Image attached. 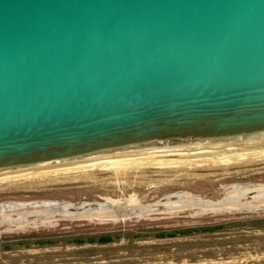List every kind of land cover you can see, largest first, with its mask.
<instances>
[{
    "label": "water",
    "instance_id": "obj_1",
    "mask_svg": "<svg viewBox=\"0 0 264 264\" xmlns=\"http://www.w3.org/2000/svg\"><path fill=\"white\" fill-rule=\"evenodd\" d=\"M256 171L264 0H0V184Z\"/></svg>",
    "mask_w": 264,
    "mask_h": 264
},
{
    "label": "rangeland",
    "instance_id": "obj_2",
    "mask_svg": "<svg viewBox=\"0 0 264 264\" xmlns=\"http://www.w3.org/2000/svg\"><path fill=\"white\" fill-rule=\"evenodd\" d=\"M263 184L264 171L125 189L0 184V205L18 204L0 212V264H264V225L246 220L264 216ZM52 200L63 208L43 203ZM205 224L221 226L153 234ZM103 233L113 239L67 241Z\"/></svg>",
    "mask_w": 264,
    "mask_h": 264
},
{
    "label": "trees",
    "instance_id": "obj_3",
    "mask_svg": "<svg viewBox=\"0 0 264 264\" xmlns=\"http://www.w3.org/2000/svg\"><path fill=\"white\" fill-rule=\"evenodd\" d=\"M246 220L248 221L249 224L253 225V224H261L264 225V216H253V217H249L246 218ZM221 226V224H212V225H191L189 227H178V228H174L173 230L170 231H163L161 229H158L157 231H154L153 234L155 236H164V235H168V236H173L176 233H188L190 231H204V230H210L213 228H217ZM132 235H136L135 233H130ZM27 237L28 236H23L19 239L20 242H25L27 244ZM36 242H38L39 244H46L48 242L53 241L52 238L50 237H45L44 235H36ZM111 239H113L112 235L109 234H98L97 236H71V237H67V241H71L73 243L76 244H80L83 242H107L110 241Z\"/></svg>",
    "mask_w": 264,
    "mask_h": 264
},
{
    "label": "bare ground",
    "instance_id": "obj_4",
    "mask_svg": "<svg viewBox=\"0 0 264 264\" xmlns=\"http://www.w3.org/2000/svg\"><path fill=\"white\" fill-rule=\"evenodd\" d=\"M257 192H264V184L263 185H260V187L257 189ZM187 202L189 203V204H198V205H200V206H205V205H212L213 206V204L212 203H210V202H206V201H202V200H200V199H197V200H193L192 198H187ZM210 203V204H209ZM21 204V203H20ZM102 204V203H101ZM15 205H18V204H15V202H9V201H6V203H3V204H1L0 205V212H3V211H5V210H7L8 208H13V207H15ZM51 205L52 206H61L60 205V203H51ZM102 206V205H101ZM62 207V206H61ZM60 207V208H61ZM214 207H215V205H214ZM217 207V206H216ZM63 208V207H62ZM86 211H88V210H86Z\"/></svg>",
    "mask_w": 264,
    "mask_h": 264
}]
</instances>
